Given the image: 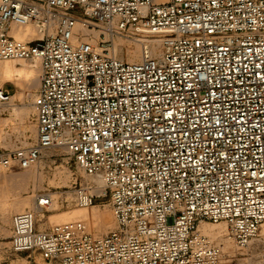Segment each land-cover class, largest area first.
I'll return each mask as SVG.
<instances>
[{
    "label": "built area",
    "instance_id": "built-area-1",
    "mask_svg": "<svg viewBox=\"0 0 264 264\" xmlns=\"http://www.w3.org/2000/svg\"><path fill=\"white\" fill-rule=\"evenodd\" d=\"M30 24L40 38L14 35ZM117 37L143 55L117 56ZM8 58L40 61L37 138L0 147V168L63 148L99 181L73 174L75 203L107 196L118 223L101 236L82 220L40 228L52 202L40 192L11 216L13 251L50 264H219L200 222L225 221L240 247L264 240V0H0ZM10 100L0 87V107Z\"/></svg>",
    "mask_w": 264,
    "mask_h": 264
},
{
    "label": "rangeland",
    "instance_id": "rangeland-1",
    "mask_svg": "<svg viewBox=\"0 0 264 264\" xmlns=\"http://www.w3.org/2000/svg\"><path fill=\"white\" fill-rule=\"evenodd\" d=\"M128 39L120 37L117 41V45L119 44L121 49L120 57L127 59L129 55L133 54H129L128 49L133 50L137 46L140 49L139 54L141 56L142 51L140 45L135 40ZM26 59L35 60L34 58ZM3 60H0V63ZM3 88L7 89L11 93V96L17 89L10 82L5 83ZM22 90L24 91L23 97H17L14 100L17 105L10 107H7L8 105L1 106L0 147L14 148L30 145L36 141L37 131L33 129L34 127L37 130L33 99L37 85L33 88ZM5 120L7 121L5 122ZM30 167L27 169L15 168L11 170L0 168V172L7 174L28 171L32 172V174L36 173L38 179L35 185L32 183L29 184L27 191L24 190V184L22 182H17V185L14 186V191L8 196L6 195V188L10 185V182L6 179L4 183L0 184L1 192H4L5 196H7L3 198L0 195V264H50L37 251L17 252L10 248L11 216L17 212L14 204L21 199L28 200L29 202L25 205L24 209L33 208L35 196L40 192L48 191L53 194L51 207L49 206L46 210L40 212L45 214L41 219L40 213L38 214L37 225L40 228L53 225L51 221L56 217V215H52L53 213L70 211L81 207L86 208L89 215H91L93 223L96 219L93 227H89L90 225L82 220L87 224V231L92 235L101 236L118 226L109 197L97 198L89 206H79L75 203L71 183L72 177L77 174L79 177L86 178L85 176L87 174L76 166L74 160L70 158L65 149H46L40 160ZM92 214H95L94 217ZM198 228L200 231L203 230V233L209 235L214 243L221 246L222 256L219 264H238L246 260H253L257 264H264V241L262 237V240H253L247 247H240L229 236L225 221H202Z\"/></svg>",
    "mask_w": 264,
    "mask_h": 264
},
{
    "label": "bare ground",
    "instance_id": "bare-ground-1",
    "mask_svg": "<svg viewBox=\"0 0 264 264\" xmlns=\"http://www.w3.org/2000/svg\"><path fill=\"white\" fill-rule=\"evenodd\" d=\"M14 35L18 38H29V37L40 38L41 37V34L37 32L36 28L32 24L27 25L25 27L15 28L14 29ZM119 38L117 37V39H115L114 51H115V54L120 57L119 54L121 52V49H120V45L119 44L117 45V41ZM141 40L146 44L147 50L149 53L150 52L155 53V52H159L161 50V42L156 36H145V37H142ZM135 41L141 47V51H142L141 56H142L144 53V43L139 42L137 40H135ZM128 48H130V47H128ZM128 51H129V54H131V53H133V54L129 55L127 59L126 58H123V59L133 61V60H137L141 57L139 54L140 49L138 48V46L135 49L133 48V50L128 49ZM120 58H122V57H120ZM39 65H40L39 59L28 60L26 58H10V59L3 60L0 63V78H1L0 87H3L4 84L7 82L13 83L17 87L16 91L11 96L10 102L7 104H4V106L8 105L7 107H10V106L17 105L14 102V100L17 97H19V98L23 97L24 91L22 89L25 90L26 88H33L36 85L38 88L40 71H41ZM1 106H3V105H1ZM1 108L2 107H0V109ZM6 121L7 120H5V122ZM33 129L35 131H37L34 127H33ZM36 138H37V132H36ZM85 177L87 178V180H89L90 183H92V181H95L97 183L99 182L98 180H95L92 176L86 175ZM6 179L10 182V185H8V187L6 188V195L7 196L12 194V192L15 189L14 186L17 185V182H22L24 184V190L27 191L29 184L32 183L33 185H35L36 181H38L36 173L32 174V172H29V171L28 172H12L10 174L0 172V184L4 183V181ZM92 184L95 185V183H92ZM0 195L3 198L7 197V196H5L4 192H1V190H0ZM28 202H29L28 200H23V199L16 202L14 204L16 211L24 210V207H25V205L28 204ZM50 207H51V205H50ZM44 215H45L44 213H40V219ZM52 215H56V217L54 219L52 218L53 219L51 221L52 224L61 223V222H65V221L84 220V221H86V223L88 225H90L89 227H91V226L93 227L95 220H96L94 218L95 220L93 223L91 215H89L86 208H83V207L75 208V209H72L70 211H62V212L55 213V214L53 213ZM94 215L95 214H92L93 217H94ZM199 226H200V224H199ZM88 230H89V228H88ZM256 239L262 240L261 236H258L256 238H254L253 240H256ZM252 262H254V261L252 260ZM254 263H256V262H254Z\"/></svg>",
    "mask_w": 264,
    "mask_h": 264
}]
</instances>
